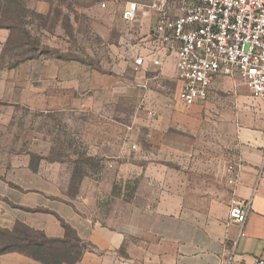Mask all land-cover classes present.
<instances>
[{
    "label": "rangeland",
    "instance_id": "rangeland-1",
    "mask_svg": "<svg viewBox=\"0 0 264 264\" xmlns=\"http://www.w3.org/2000/svg\"><path fill=\"white\" fill-rule=\"evenodd\" d=\"M130 2L149 0H0V174L26 158L72 191L132 156L188 180L199 198L225 184L232 144L211 101L184 106L171 63L132 65L152 19L137 13L127 32Z\"/></svg>",
    "mask_w": 264,
    "mask_h": 264
},
{
    "label": "crops",
    "instance_id": "crops-1",
    "mask_svg": "<svg viewBox=\"0 0 264 264\" xmlns=\"http://www.w3.org/2000/svg\"><path fill=\"white\" fill-rule=\"evenodd\" d=\"M140 13L152 19L138 33L135 56H146L153 47L148 33L154 14L145 9ZM169 63L176 78L174 57L158 69L148 63L141 68L161 70ZM206 100L231 141L233 162L241 163L236 185H229L225 176L214 195L199 198L188 180L177 179L155 160L124 156L106 162L102 172L88 174L70 191L69 182L57 184L58 176L41 173L40 166L31 170L25 158L0 174V227L11 229L22 222L62 238L63 221L86 243L74 264L264 262V96H255L238 74L217 75ZM133 176L136 186L129 190ZM232 197L246 203L242 225L229 220ZM0 264L43 263L11 251L0 254Z\"/></svg>",
    "mask_w": 264,
    "mask_h": 264
},
{
    "label": "built area",
    "instance_id": "built-area-1",
    "mask_svg": "<svg viewBox=\"0 0 264 264\" xmlns=\"http://www.w3.org/2000/svg\"><path fill=\"white\" fill-rule=\"evenodd\" d=\"M141 9L154 14L148 33L153 47L146 56H134L132 64L144 67L148 63L158 69L167 58L174 57L177 98L184 106L205 101L217 75L238 74L255 96H264V0L130 2L122 12L127 32ZM240 168V162L226 167L229 185L238 183ZM247 211L244 201L231 198V222L244 224Z\"/></svg>",
    "mask_w": 264,
    "mask_h": 264
},
{
    "label": "trees",
    "instance_id": "trees-1",
    "mask_svg": "<svg viewBox=\"0 0 264 264\" xmlns=\"http://www.w3.org/2000/svg\"><path fill=\"white\" fill-rule=\"evenodd\" d=\"M64 229L62 238L48 237L22 222L11 229L0 227V254L17 251L43 264H74L86 247L75 230L61 221Z\"/></svg>",
    "mask_w": 264,
    "mask_h": 264
}]
</instances>
